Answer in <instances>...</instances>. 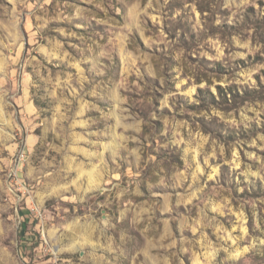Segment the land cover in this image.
Listing matches in <instances>:
<instances>
[{
  "label": "rangeland",
  "instance_id": "rangeland-1",
  "mask_svg": "<svg viewBox=\"0 0 264 264\" xmlns=\"http://www.w3.org/2000/svg\"><path fill=\"white\" fill-rule=\"evenodd\" d=\"M0 264H264V0H0Z\"/></svg>",
  "mask_w": 264,
  "mask_h": 264
}]
</instances>
